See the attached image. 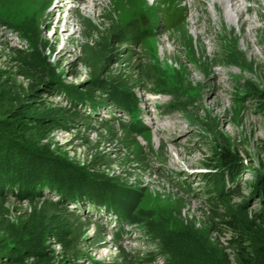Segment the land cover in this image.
<instances>
[{
	"label": "rangeland",
	"instance_id": "1",
	"mask_svg": "<svg viewBox=\"0 0 264 264\" xmlns=\"http://www.w3.org/2000/svg\"><path fill=\"white\" fill-rule=\"evenodd\" d=\"M243 2L247 18L258 20L246 25L253 55L235 25L217 23L198 36L210 23L204 12L215 15L208 1L196 8L191 0H106L88 11L73 0L57 11L54 0H0V105H14L0 122L35 127L27 143L0 135L4 178L44 183L91 173L87 187L110 188L135 216V223L117 220L116 238L114 215L93 211V202L54 207L55 192L42 188L45 198L27 188L19 198L0 195V240L23 236L26 249L46 252L50 264H239L229 222L264 234V188L255 185L264 179V7ZM35 59L42 76L27 65ZM54 80L105 105L79 103L76 112L74 93L54 89ZM119 90L138 96L143 132H131L129 116L110 104L109 91ZM110 116L119 120L109 125ZM225 153L239 169L230 189L239 190L207 199L200 174ZM258 243L255 263L264 264Z\"/></svg>",
	"mask_w": 264,
	"mask_h": 264
},
{
	"label": "trees",
	"instance_id": "2",
	"mask_svg": "<svg viewBox=\"0 0 264 264\" xmlns=\"http://www.w3.org/2000/svg\"><path fill=\"white\" fill-rule=\"evenodd\" d=\"M31 64L27 65H34L30 66V69H36L35 74H38L39 76H42V69H40L41 62L38 59H35L34 61L30 62ZM56 84L59 85L58 88H54L56 90H65L68 94H70L71 100H69V107L70 109H75L76 112H78V108L76 106L79 103H86L92 105L93 108H96L98 106L105 105V99H97L96 97L92 95H88L86 93H78L76 95V91L71 86H67L64 84H59V80H54ZM55 90V91H56ZM54 93V91H52ZM42 93V92H41ZM39 93V94H41ZM110 94V104L112 106H117L121 109H125L128 114H130L132 118V122L128 123V128L131 132L139 134L143 132L147 127H144L141 124H134L133 122L135 120V116H137L139 109V101L138 96H135L134 93H127L124 95V93L119 91H115L114 93L112 91H109ZM109 102V101H108ZM7 105H0V115L1 112H5L6 109L14 107L12 105V99H9L6 101ZM5 104V103H4ZM82 105V104H81ZM6 108V109H5ZM68 112V111H67ZM28 121L24 122H36V124H39L41 120H32L31 117H26ZM22 123V122H21ZM41 124V123H40ZM28 125V124H26ZM32 126L31 124H29ZM110 125V123H109ZM5 126V131H3V127ZM25 124H19V127H16L14 123L9 122H0V135H7L8 138L13 139L15 138L18 141H21L22 143H27L26 140L30 136V131L33 132L35 127L27 128L28 130L25 131ZM26 132V134H25ZM28 136V137H27ZM14 140V139H13ZM29 144V143H28ZM222 155V154H221ZM206 166L211 167L209 173L204 172L200 174V180L202 181V188H205V194L207 196V199H213V198H223L225 195L233 194L238 189V186L231 190V187H234L235 184L238 181L239 177V169L233 165L232 159L227 155V153L223 154L221 157V162L218 166L214 167L211 164H206ZM214 167V168H213ZM1 170V168H0ZM0 171V195H12L15 194V198L21 197V191L23 189H33L39 191L40 195H44L43 192H40L42 188H46L48 190H52L55 192L59 200H56L54 202L53 206H58V204L62 203L66 207H68V204L73 201H79V202H93L94 205H103L105 208L115 214L119 221H128L129 223H135V216L132 214L131 207L129 205V202L124 197H117L113 190L110 188H99V185H103L100 183H96V188H89L87 187L91 183V180H87L88 175L93 176L91 173H83L86 176L82 179L79 177L76 178H64L65 180L60 179H53V180H47L43 183V181L35 180L29 181V183H25L22 181H19L15 178L8 177L4 178L3 174ZM89 176V177H90ZM65 181H68V184H64ZM71 181V182H69ZM256 189L263 190L261 187L264 188V179L261 181H258L256 184ZM69 187V189H68ZM253 190L251 194H263L262 191ZM108 192V194L106 193ZM15 192V193H14ZM34 193V192H33ZM45 197V195H44ZM263 197V195H260V199ZM46 198V197H45ZM260 203L264 206V198L260 201ZM260 220V219H259ZM237 226V227H236ZM239 225L235 222H229L230 230L235 231L237 237L232 240L233 247L237 250V254L240 256L237 257L239 264H256L254 259V243H258L257 248L260 252L264 253V234L259 231H255L251 233V228L254 226L255 228L258 227V225H250L249 231L247 234L243 233L241 230H239ZM39 232V237L43 238L45 235V232L43 230L37 231ZM163 236H165V240L172 239L174 237H177L176 234H173L171 232L164 233L162 232ZM34 233L31 234L30 237H33ZM249 235L248 238H246ZM9 235L2 236L0 240V264H3L4 262L8 261H14L15 258H20L21 256H26L28 260H33L31 264H50V260L52 259L49 257L50 255L46 252H37L30 249H26L24 246L26 242L24 240H21L23 236H20L18 239L13 238L14 240H17V243H10ZM114 237L120 238V233L117 232L114 234ZM179 237V236H178ZM250 238V239H249ZM179 239V238H178ZM253 239V241H252ZM251 240V241H250ZM263 242V243H262ZM2 244V245H1ZM2 246V247H1ZM173 249H176L175 246ZM171 252H175V250L171 249ZM185 255H188V252L185 253ZM18 256V257H17ZM175 258V257H174ZM172 257V260H174ZM217 259V258H216ZM19 260V259H17ZM175 261V260H174ZM220 261V260H219ZM63 262V261H62ZM67 264H71L68 263ZM229 264V263H228Z\"/></svg>",
	"mask_w": 264,
	"mask_h": 264
},
{
	"label": "bare ground",
	"instance_id": "3",
	"mask_svg": "<svg viewBox=\"0 0 264 264\" xmlns=\"http://www.w3.org/2000/svg\"><path fill=\"white\" fill-rule=\"evenodd\" d=\"M54 1H55V4H57V5H59V3H60L61 6H56V8H58L57 11H61L62 8L66 9L67 6L70 5V3L73 0H54ZM77 1H78V3H80V5L84 4V9L88 10V11H93L94 7L102 6V5L106 4V0H77ZM191 1H193L197 4L196 8L200 5H202V3H206L208 1L209 3L212 4V6L215 10L214 16L209 11L204 12V14L206 16V20H208L210 23H208L205 26H202L204 28L203 31H200L201 28L198 27L199 28L198 36L203 37V34L205 33V31L208 30L207 28H209V30H211L215 25H217V23H218V25H220L221 28L224 27L226 23H228V25L230 26L229 27L230 29H234L233 26L235 25L238 27V30L240 32V35H238V36L241 38L242 42L246 45L247 52L252 53V55H253V45L250 41L249 36L246 34V27H247L246 25L248 23H252L253 25H255V23H257L258 20H256L253 17L247 18V14L245 12L243 0H191ZM245 1H247V0H245ZM110 3H112V0H110ZM261 3L262 4H260L261 5L260 8H263L264 7V0H262ZM229 7H231L232 9H230ZM196 10H198V9H196ZM253 10H255L256 14L259 15V12H258L259 8L258 7L254 8ZM52 11H55V9ZM52 11L48 12V17H47L49 19L48 22L52 18V15H53ZM260 16H261L260 18H264V12L262 14H260ZM235 17H237V18L235 19ZM194 23L196 26L200 25L197 21H194ZM209 48H211V47H209Z\"/></svg>",
	"mask_w": 264,
	"mask_h": 264
}]
</instances>
